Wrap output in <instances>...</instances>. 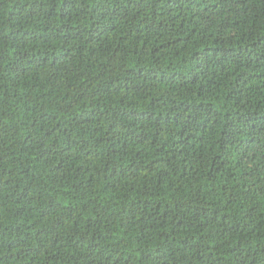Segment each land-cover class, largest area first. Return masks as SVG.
Here are the masks:
<instances>
[{"label":"trees","instance_id":"trees-1","mask_svg":"<svg viewBox=\"0 0 264 264\" xmlns=\"http://www.w3.org/2000/svg\"><path fill=\"white\" fill-rule=\"evenodd\" d=\"M0 264H264V0H0Z\"/></svg>","mask_w":264,"mask_h":264}]
</instances>
